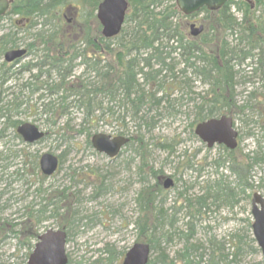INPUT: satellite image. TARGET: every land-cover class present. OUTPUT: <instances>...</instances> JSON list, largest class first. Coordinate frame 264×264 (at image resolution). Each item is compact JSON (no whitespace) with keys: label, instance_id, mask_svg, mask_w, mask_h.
<instances>
[{"label":"trees","instance_id":"obj_1","mask_svg":"<svg viewBox=\"0 0 264 264\" xmlns=\"http://www.w3.org/2000/svg\"><path fill=\"white\" fill-rule=\"evenodd\" d=\"M100 1L14 0L9 14L33 19L32 28L40 26L33 35L31 47L39 48L42 52L37 58L41 67L53 61L56 63L55 82L31 77L30 81L22 85V88L31 94L40 90L38 98L42 103L49 97H55L56 108L52 107V102L49 101L48 105H43L40 116L47 115L66 122L70 115L68 109L75 108L79 111L84 108L83 115L80 113L83 130L92 119L98 121L100 117L105 116L104 114L100 116L91 109L93 105L101 103V97L106 105L102 111L108 116L113 117L114 109L120 107H136L132 115L137 117L139 110L147 108L145 115H150L149 111L155 112V115L149 117L154 123L156 118L161 116L158 111L166 109L163 103L169 105L178 103L180 107L179 103L184 97L194 95L197 97V103L195 99L190 98L187 102L194 104L195 124L219 116L236 119L252 108L255 112L258 110L257 113L264 118V113L258 109L264 107L263 96L259 98L255 96L256 93L249 92L248 101L254 102L251 107L246 105L247 103L239 107L236 104L238 85L246 86L245 84L254 79L264 80V0H229L219 11L207 12L203 9L191 17L182 16L176 9L174 0H127L129 11L122 30L112 40L102 39L99 33L95 11ZM65 9L71 12L68 19L72 23L70 29L64 24L67 22L62 16ZM37 12L40 17L35 16ZM199 15H202L199 24L203 31L193 38L189 35L187 20ZM237 15H240L239 18ZM39 18L43 19L39 21ZM52 19L55 21L53 25ZM29 31L27 32L30 34ZM15 35L16 33H10L5 38L0 37L2 51H5L8 40H12V36ZM101 66L105 74L103 77H95L94 80L89 71L95 70L97 75L96 70ZM78 67L83 69V73L81 77H73V72ZM12 76L14 75L11 74ZM1 78L2 75L0 89L4 82ZM192 80L206 87L202 96L192 92L190 85ZM174 95L179 96L172 99L171 96ZM8 103L9 108L6 107V110L19 112L22 103L18 98L11 99ZM17 125H11V128L14 130ZM13 135L19 138L15 133ZM118 135L124 134L119 132ZM3 138L4 133L1 132L0 139ZM129 139V145H133L136 140L137 147L132 149L134 156L132 160L137 161L138 175L144 174L137 177L139 191L135 200L139 213L134 228L140 243L148 244L152 253H158L159 264H220L219 262L235 264L236 257L243 251V239L237 235H234L236 243L233 244L235 249L231 259L222 253L224 249L222 242L211 237L206 244L215 246L219 252L212 253L207 262L203 261L201 256L198 260H193L195 255L192 254V248L187 245L193 240L190 233L181 234L185 253H178L175 259H169L164 255L159 244L163 242L166 244L175 236L169 231L166 235L160 233L168 217L167 212L163 213L160 208L163 202L161 197L165 193L160 182L165 176L161 171L146 165V150L142 136L134 135ZM87 144L89 145V142ZM162 149L166 151L168 147L165 145ZM226 152L231 166L239 172L264 162L263 156L255 155L251 158L248 156L242 158L245 159L243 163L242 159L234 156L237 150ZM21 164L26 166L28 163L23 161ZM148 177L152 179L151 183L148 182ZM103 188V184L98 185L95 195L106 190ZM44 202L39 211L41 215L46 213L49 206L56 207L55 211H50V216L54 218L58 216L56 218L64 219L70 212L69 206L59 198L55 202H58L61 208L52 201ZM204 202L203 198L201 201L197 200L196 204L204 206ZM183 203L187 210L189 202L184 199ZM60 209L62 215L58 213ZM71 212L66 226H71L74 221L75 212L72 208ZM172 222L173 219L170 218L168 225L172 226ZM28 224V221L22 222L12 226V230L25 228ZM65 225L59 223L58 228L66 229ZM12 230L9 233L14 234ZM5 231L7 233V230ZM31 237L36 238V235ZM249 241L253 243L251 238ZM155 263V260H151L148 264Z\"/></svg>","mask_w":264,"mask_h":264},{"label":"rangeland","instance_id":"obj_2","mask_svg":"<svg viewBox=\"0 0 264 264\" xmlns=\"http://www.w3.org/2000/svg\"><path fill=\"white\" fill-rule=\"evenodd\" d=\"M62 15L66 16L67 22L64 24L70 29L72 23L68 20L69 14L63 10ZM239 16L236 17L239 18ZM201 20L202 15H199L196 18H189L187 21L194 23ZM39 28V26L34 27L30 34H34ZM2 34L6 35L5 32ZM2 34L0 33V36ZM3 53L4 51L0 48V70L3 69L2 64H6L3 61ZM79 71L80 69L74 75H78ZM17 77V80L7 82L1 88V90L7 89L0 95V106H5L4 109L9 108L7 105L11 101L10 97L6 98V96L11 93L16 94L19 91L18 87L28 79L26 74H18ZM55 81L53 80V82ZM190 85L192 92L199 93L200 96L206 90V87L195 80H192ZM259 88L260 84L257 82H253V85L245 89L238 85L236 88L237 107L244 104L245 91V93L254 92L257 94L255 96L259 98L264 97V90ZM38 96L39 94L31 95L30 99L26 101L27 104L21 105L17 120L20 124H32L47 136L28 148L19 138H15L12 130H9L6 135L4 134L5 138L0 145V156L7 155L8 151L17 155V158L9 157L7 161L0 163V166L4 168L0 167L2 169V171L0 169V191L11 192L10 196L8 195L9 200L7 197L0 200V264H26L36 242L35 238H30V236L40 235L47 229H59V223L65 225L72 214L71 208L75 212L74 221L71 226L65 225L68 236L65 253L69 264H121L127 250L136 241L141 242L137 238L134 228V223L138 218V209L134 201L139 191L138 178L134 175L137 161L132 160L134 157L132 149L137 146L136 140L133 145L125 147L117 158L109 160L105 156L97 154L90 145L92 135L97 133L115 137L117 133L123 132L127 137L134 135L143 137V142L148 145L146 165L161 171L166 177L176 179L174 186L161 197L168 217L165 219L160 233L166 235V232L169 231L170 234H173L175 230L176 233L187 234L184 227L187 217L183 202L188 197L193 198L199 195L202 188L194 181L198 178L211 181L219 178L221 174V172L217 174L214 170L212 161L219 156L218 152L222 148L215 146L212 149H207L193 134L196 125L195 118L190 113L191 103L187 102V99H195L197 103V97L194 95L184 97L179 103L181 108L178 103L175 105V110L180 114L173 118H169L165 114L161 115L155 120L156 128L150 133L144 134L142 128L138 130L136 124L128 122L127 119L123 122L116 121L115 117L108 115L100 117L95 129H92L94 125L89 127L86 124L81 130L79 128L81 115L75 108L68 109L70 114L68 117L70 120L69 129L61 132L60 127L65 123L64 120L47 115L40 116L43 105H48L49 101L52 102V107L56 108L55 97H49L42 103ZM178 96L174 95L171 98L174 99ZM186 105L188 107L184 108ZM258 109H261L262 114L264 113L263 106ZM257 112L252 108V110L245 111L243 116L234 119V129L238 132L239 143L235 158L242 159L246 156L251 158L255 155L264 157V118H261ZM52 122L56 123V126L52 125ZM150 140L155 143L169 144L171 142L174 145L173 154L168 155L159 149L149 148V145H152L151 142H148ZM44 153L59 157L61 168L58 173L43 179L42 176L27 175L23 181L8 185L7 174L12 172V168H5L6 165L25 161L26 164L28 163L27 166L24 165L25 168L32 169V165L34 166ZM187 157L189 158L187 159ZM188 161H191L193 169L182 173L180 169ZM241 161L245 163V159ZM222 176L230 177L227 171H222ZM252 181L255 187L246 191L244 196L238 195V201L232 206L220 205L216 207L215 205V210L213 206L209 205L208 210H201L202 214L196 220L193 234H190L198 242H205L211 237L215 238L220 243L222 242L225 254L228 255H232L235 249L234 235L241 237L243 251L236 257L235 264L262 263L260 251L255 243L249 241V238L252 239L250 232L251 196L257 193L264 198V162L254 168ZM100 184H103V189L106 190L95 196L96 188ZM202 186H206V183ZM185 190L189 196L187 197L185 194L180 196L179 194ZM58 198L70 208V212L64 219L50 216L51 212L49 211L53 207H48L41 220L39 214H33V211L40 210L44 201L58 204L55 202ZM58 206L61 208L60 204ZM58 213L62 215V210ZM171 215L173 222L172 226H169ZM37 220H39L38 223ZM25 221L29 223L25 228L12 230V226ZM11 230L14 231V234L9 233ZM183 241V239L174 236L168 244H162L160 247L165 249L172 259L183 246ZM153 254L151 259H153Z\"/></svg>","mask_w":264,"mask_h":264},{"label":"bare ground","instance_id":"obj_3","mask_svg":"<svg viewBox=\"0 0 264 264\" xmlns=\"http://www.w3.org/2000/svg\"><path fill=\"white\" fill-rule=\"evenodd\" d=\"M174 5H175V0H174ZM175 7H176V5H175ZM176 9H177V7H176ZM178 10V9H177ZM35 16H37V17H40V14H38V12L37 13H35ZM183 16V15H182ZM185 17V16H184ZM43 18H39L38 20L40 21V20H42ZM95 20H96V18H95ZM96 22H97V24L99 25V23H98V21L96 20ZM189 24V23H188ZM39 26V25H38ZM37 26H35V28H36ZM40 27V26H39ZM31 29H33V28H31ZM40 29V28H39ZM35 30V29H34ZM36 32H37V30H36ZM35 32V33H36ZM1 33V32H0ZM34 33V34H35ZM34 34H29L28 32H27V34H21L20 32H17L16 33V35L15 36H12V40H8V45H7V47L5 48V51L7 50V49H11L10 51H14V49L15 50H17L18 51V49L20 48V47H30L31 48V50L33 51V53L34 54H36L37 56H40V53H42L41 51H36V50H33V48L31 47V44H32V42H33V35ZM13 39H14V41H13ZM4 51V53H3V55H5L6 53H8V52H10V51H7V52H5ZM19 68H22L21 67V65H14V66H12V67H8V68H5V70H3V69H1L0 70V77H1V75H2V78L1 79H3V83H2V86H3V84H5V83H7V82H12V80H17V76H18V74H19ZM29 68V65H27L26 67H25V70H27ZM80 69V71H79V73H78V75H74V73H76V71L77 70H79ZM29 70H30V74H28V77H39L40 79H42V80H48L49 82H52L53 80H56L57 79V77H56V63H55V61H53V62H51L49 65H47V66H43V67H41V65H40V63L39 62H37V63H35V64H32L31 66H30V68H29ZM97 75H96V73H95V70H90L89 72H90V76L91 77H93L94 78V80H95V77H103L104 76V74H105V70L102 68V66L100 67V68H97ZM6 72V73H5ZM83 73V69L82 68H75V70H74V72H73V77H81V74ZM11 74H13L14 76H12V77H14V78H12L11 77ZM85 77H87L86 75H85ZM93 80V81H94ZM253 82H257V83H259L260 84V90H264V80H256V79H254V80H250L249 81V83H247V84H245L246 86H243L244 88H246V87H249V86H251V85H253ZM26 83V82H25ZM100 83L98 82V87H100V85H99ZM23 85V84H22ZM22 85H20V87H18L19 88V91L16 93V94H14V93H11L10 95H7L6 96V98H8V97H10V99H14V98H18V100L22 103V105H24V104H27V100H29L30 99V97H31V95H33V94H31V93H28L27 91H25L26 89L25 88H22ZM6 90L7 89H5V90H1L0 89V95L1 94H3V93H5L6 92ZM100 90H101V87H100ZM244 97H245V101H244V104H246V105H248L249 107H251V105H253L254 104V102L253 101H248V95H249V93H245L244 92ZM159 96V95H158ZM24 97H26L24 100H22ZM100 99H101V103L99 104V105H93L92 107H91V109L96 113V114H98V115H100L101 116V114H104V115H107V114H105V112H103L102 111V108H104V105H105V103H104V101L102 100V98L100 97ZM193 105L194 104H192L191 103V112L190 113H192L193 114V116H194V118H195V110L193 109ZM163 106L166 108V109H164V110H159L158 111V114L159 115H166L167 117H169V118H173V117H175L177 114H180V113H178V111H176L175 110V105H169L168 103H166L165 102V104L163 103ZM163 106L161 107V108H163ZM182 107V106H181ZM180 107V108H181ZM185 107H188L187 105L186 106H184V108ZM136 107H129V108H125V107H120V108H118V109H114V116L113 117H115V120L116 121H124L125 119H127V121L128 122H130V123H132V124H136V127L138 128V130L140 129V128H142V130L144 131V134H148V133H150L151 131H153L155 128H156V125L150 120V115H155V112H150L149 111V113H150V115L149 114H147V115H145L146 113H144V112H146L147 111V108L146 109H144L143 111H141V110H139V112H138V116L137 117H134L133 115H132V112H134V109H135ZM153 108V107H152ZM84 111H85V109L84 108H81L78 112L79 113H82V115H83V113H84ZM248 111V110H247ZM69 113V112H68ZM164 113V114H163ZM95 114V115H96ZM245 114V113H244ZM17 115H18V113H15V112H11V111H8V110H6V109H4V108H0V125H1V128H0V133L1 132H3L5 135H6V133L9 131V130H12V132H16V129H17V127L20 125V123H19V121L17 120ZM241 116H243V115H241ZM70 117V116H69ZM119 117H121V118H124L123 120H118V118ZM139 118H141V119H139ZM158 118V117H157ZM156 118V119H157ZM52 119H54V118H52ZM62 120V119H61ZM69 122H70V120L68 119V121H66L65 123H63L62 125H61V132L62 131H64V129L66 130V129H69ZM53 123V125L54 126H56V123H54V122H52ZM18 124V125H17ZM21 124H23V123H21ZM97 120H96V123H95V118L94 119H92L91 121H89L88 123H87V125H89V127L91 126V125H94L93 127H92V129H95L96 128V126H97ZM11 125H17V127L13 130V128H11ZM83 126V123H82V116L80 117V123H79V128L81 129V127ZM35 127V126H34ZM36 128V127H35ZM98 134H100V133H97V134H94V135H98ZM94 135H92V137L94 136ZM101 135H105V134H101ZM105 136H108V135H105ZM251 137H253L254 135H250ZM91 137V138H92ZM109 137H111V136H109ZM117 137H120V138H123V139H126L127 140V143H126V146L127 145H129V143H130V139H129V137H127V136H125V135H118V133H117V135L115 136V137H111V138H117ZM5 138V137H4ZM3 138V139H4ZM143 138V137H142ZM91 140V139H90ZM1 142H2V140L0 139V145H1ZM149 143L151 142V146L149 145V148H151V147H153V148H156V149H159V150H163L162 148L165 146V142H152V140H150V141H148ZM143 144H144V146H145V150H146V153H145V157H147L148 156V150H147V148H148V145L146 144V143H144L143 142ZM25 145V144H24ZM91 145V144H90ZM28 146H32V145H28ZM28 146H26V147H28ZM143 146V147H144ZM166 146L168 147V149L166 150V151H163V152H166V153H168V155L169 154H173V150H174V145L171 143V142H169V144H166ZM136 147L137 146H135V149H136ZM218 147H220V148H222V149H225L226 151H228L224 146H222V145H220V146H218ZM29 148V147H28ZM93 149V148H92ZM222 149H220L219 151L220 152H218L219 154V156H217L215 159H213V161H212V166L214 167V170L217 172V174H218V172H221V174H220V176H219V178L217 177V179H214V180H211V181H208V180H201L200 178H198L199 179V181H198V179H196L194 182H195V184H197L199 187L201 186L202 188L200 189V193H199V195H197V196H195V197H193V198H189L188 196H189V194L186 192V190L185 191H182L179 195L181 196V195H183V194H185L188 198H187V201L189 202V205H187V207H188V209L185 211V215H186V217H187V222L185 223L186 225L184 226L185 227V231H186V233H190L191 235L193 234V230H194V228H195V223H196V220H197V218L202 214L201 212V210H208V208H205V207H207V206H215L216 205V207H219L220 205H225V206H232L235 202H237L238 201V195H242V196H244V194H245V192L246 191H249V190H252L255 186H254V184H253V181H252V173H253V170H254V168L255 167H259L260 165H262L261 163H258V164H256V165H254V167H252V168H250V169H247V170H245V171H243V172H239V170H237L236 168H234V167H232L231 166V162H230V160H229V155H228V153L225 151V150H222ZM94 150V149H93ZM95 151V150H94ZM10 152H11V154H10ZM96 152V151H95ZM97 153V152H96ZM1 154V153H0ZM44 154H46V153H44ZM44 154H42V155H44ZM97 154H99V153H97ZM41 155V156H42ZM99 155H103V154H99ZM17 155L14 153V152H12V151H8V154L7 155H4V156H0V163H4L9 157H11V158H17L16 157ZM40 156V157H41ZM103 156H105V155H103ZM185 156V155H184ZM39 157V158H40ZM106 157V156H105ZM28 158V157H27ZM58 158V165H57V169H56V171L51 175V176H49V177H45V176H43L42 174H41V171H40V168H39V160L37 161V162H35V164H38V166L36 165V166H33L32 165V169H26L25 168V166L24 165H22L21 163H18V164H13V165H11V164H8V165H6V167L5 168H8V169H11L12 168V172H10L9 174H7V178H8V185L10 186V185H14V184H17L18 182H21V181H23V178L25 177V176H27V175H37V176H42V179L43 178H50V177H52L54 174H56V173H58L59 172V170H60V168H61V163H60V160H59V157H57ZM107 158V157H106ZM115 158H117V157H115ZM115 158H112V159H115ZM136 158L138 159L139 157H137L136 156ZM189 157H187V159H188ZM107 159H109V160H112V159H110V158H107ZM28 165V164H27ZM26 165V166H27ZM185 166V167H184ZM184 166H182L181 167V169H180V171L183 173L184 171H189V170H192L193 169V166H192V163H191V161H188V162H186L185 163V165ZM1 167V166H0ZM11 167V168H10ZM35 167V170L33 169ZM38 167V168H37ZM2 169H4L3 167H1ZM0 168V169H1ZM2 169H1V171H2ZM222 171H227L228 172V175L230 176V177H226V176H222ZM30 173H32V174H30ZM186 173V172H185ZM39 174V175H38ZM134 175H135V177H142V176H144V174L143 173H141L140 175H138V172H137V170H136V167L134 168ZM149 175V174H148ZM147 175V176H148ZM164 175V174H163ZM167 178H169L171 181H172V187L174 186V182L176 183V179H174V177H167ZM201 180V181H200ZM151 181H152V179L150 178V177H148V182L149 183H151ZM161 183V187H162V183L163 182H160ZM206 183V186H202V185H204ZM204 189H206L205 190V192H204ZM162 190L164 191V192H166V190H164L163 189V187H162ZM9 192V193H8ZM8 192H6V191H0V200L3 198V197H7L8 198V200H9V196H10V194H11V192L10 191H8ZM29 192V191H28ZM9 195V196H8ZM96 196V195H95ZM253 196V195H252ZM252 196H251V199H252ZM204 198V200H205V205L204 206H201V204H199V205H197L196 204V201L198 200V201H201L202 199ZM162 199V198H161ZM251 199H250V202H251ZM135 200H136V198H135ZM163 200V199H162ZM134 203H135V206L137 207V203L134 201ZM5 204V203H4ZM49 207H53V206H49ZM216 207H214L215 208V210H216ZM42 208V207H41ZM41 208H40V210H41ZM161 208V211L164 213L165 211H166V209L164 208V202H162V206L160 207ZM47 209H48V207L46 208V211L45 212H47ZM53 209V210H52ZM52 209H50V211L52 210V212L53 211H55L56 210V207L54 208H52ZM138 209V208H137ZM27 210V209H26ZM39 210V211H40ZM39 211H33V214H35V215H40V217L42 216L40 213H39ZM49 211V212H50ZM60 211H61V209H60ZM167 212V211H166ZM55 213V212H54ZM137 213H139V212H137ZM32 214V213H31ZM171 218H172V215H171ZM135 227V226H134ZM183 232H180V233H176L175 232V230L173 231V234L176 236V237H178V239H183L182 238V236H181V234H182ZM177 234V235H176ZM41 235V234H40ZM40 235H36V238H35V244L37 243V238H38V236H40ZM183 235V234H182ZM179 236H181V237H179ZM67 238H68V236L66 235V243H67ZM193 240H191L190 241V243H188L187 245H189L191 248H192V254L193 255H195L194 257H193V260H198V257L199 256H201V258H202V260L203 261H208L209 259H210V257H211V254L212 253H218L219 252V249H216L215 248V246H209L208 244H206V242L208 241V239L205 241V242H198V241H195L194 240V237H191ZM136 243H138L137 241H136ZM136 243H134V244H136ZM34 244V245H35ZM133 244V245H134ZM146 244V243H145ZM166 245V244H168V243H166V244H164V242L163 243H161V244H159V248L163 251V253H164V255L165 256H168V254L165 252V249H163L162 247H160L161 245ZM132 245V246H133ZM146 245H148V244H146ZM131 246V247H132ZM130 247V248H131ZM148 247H149V245H148ZM33 248H34V246H33ZM129 248V249H130ZM128 249V250H129ZM127 250V251H128ZM32 251H33V249H32ZM31 251V252H32ZM185 253L186 252V250H185V248L183 249V246L181 247V249L179 250V251H177V254L178 253ZM222 253L223 254H225V250L223 249V251H222ZM31 254V253H30ZM126 254V253H125ZM124 254V255H125ZM152 252H151V250H150V247H149V258H148V262H147V264L149 263V261H151V260H155V264H159L158 263V260H157V257H158V253L157 252H155L154 254H153V259H151V256H152ZM177 254H174V256H173V258L175 259L176 258V255ZM241 254V253H240ZM226 255L228 256V258L229 259H231V256L232 255H228L227 253H226ZM29 257V256H28ZM192 257V256H191ZM191 257H190V260H191ZM123 258H124V256H123ZM168 258L169 259H171L169 256H168ZM172 258V259H173ZM189 260V261H190ZM27 261H28V258H27ZM220 264H223L222 262H219ZM26 264H27V262H26ZM66 264H68V257H67V263Z\"/></svg>","mask_w":264,"mask_h":264},{"label":"water","instance_id":"obj_4","mask_svg":"<svg viewBox=\"0 0 264 264\" xmlns=\"http://www.w3.org/2000/svg\"><path fill=\"white\" fill-rule=\"evenodd\" d=\"M228 0H175L178 11L183 16H191L199 13L202 9L208 12L219 11ZM8 8L5 0H0V16ZM128 10L127 0H102L97 6L96 20L101 27V37L112 39L116 37L123 26L125 15ZM203 31L201 25H189V34L195 38ZM22 52L10 51L5 54L4 60L12 62L20 58ZM16 133L25 144H34L44 138V134L29 123L17 127ZM194 135L206 145L212 148L215 145H222L227 150H233L237 146V132L233 128L231 117L220 116L197 124L194 128ZM127 140L117 137L111 138L105 135H94L90 144L99 154L107 158H115L120 150L126 145ZM58 158L46 153L39 159L41 174L45 177L51 176L57 169ZM164 190L172 187L169 178L162 183ZM251 232L253 239L261 252L264 261V198L253 194L251 199ZM66 234L62 230H47L37 238L33 251L28 257L27 264H66L65 254ZM149 258V247L146 244H134L124 255L122 264H147Z\"/></svg>","mask_w":264,"mask_h":264},{"label":"flooded vegetation","instance_id":"obj_5","mask_svg":"<svg viewBox=\"0 0 264 264\" xmlns=\"http://www.w3.org/2000/svg\"><path fill=\"white\" fill-rule=\"evenodd\" d=\"M6 1H8L9 8H8L7 12L4 14V16L0 17V32H1V34L3 32H5L6 35L4 36V38L7 37L10 33L13 34V33L20 32L21 34H27V31H29L32 28L31 23L33 22V19L31 20L28 17H23L20 15L11 16L9 13H10V8H11L14 0H6ZM52 21H53L52 22V25H53L55 23V21L53 19H52ZM3 35L4 34H2L1 36H3ZM51 45H53V44H51ZM36 47H38V46H36ZM10 50L11 49H7L5 52L10 51ZM18 50L22 51L21 57L13 60L12 62L6 63L5 65L2 64V67L3 68H8V67L10 68L14 65H21L22 68H19V70H18L19 74H26L28 76V74H30V70H29L30 66L32 64L39 62L37 60V58L39 56L34 54L30 47L29 48L28 47H20ZM33 50H36L38 52L39 48H35L33 46ZM14 51H17V50L14 49ZM27 65H29V68L27 70H25V67ZM27 81H30V77H28ZM39 93H40V90H38L34 94H39ZM36 165L38 166V164H34V166H36ZM33 169L35 170V167ZM61 230L64 231V233L67 235L65 228H61Z\"/></svg>","mask_w":264,"mask_h":264}]
</instances>
